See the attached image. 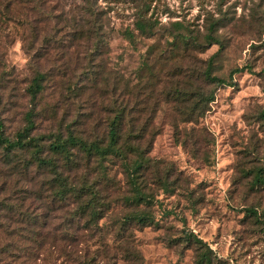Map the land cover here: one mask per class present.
Wrapping results in <instances>:
<instances>
[{
    "label": "rangeland",
    "instance_id": "374dc122",
    "mask_svg": "<svg viewBox=\"0 0 264 264\" xmlns=\"http://www.w3.org/2000/svg\"><path fill=\"white\" fill-rule=\"evenodd\" d=\"M136 21L151 24V34ZM213 22L218 44H204ZM177 33L202 47L173 43ZM217 51L211 74L225 85L200 75ZM37 71L46 79L30 136L42 155L69 131L103 138L124 107V129L143 133L140 147L154 163L141 179L153 200L125 203L127 178L111 160L106 178L92 162L63 170L75 187L99 191L101 217L91 220L76 197L53 195L54 174L24 169L32 148L7 160L0 145V264H195L184 231L210 247L212 264H264V185L251 186V173L264 175V0H0L1 137L12 141L25 127ZM181 89L213 92L201 118L187 122L174 110ZM142 209L151 226H121ZM27 212L38 216L32 227L21 218ZM29 227L41 243L18 234Z\"/></svg>",
    "mask_w": 264,
    "mask_h": 264
},
{
    "label": "trees",
    "instance_id": "16d2710c",
    "mask_svg": "<svg viewBox=\"0 0 264 264\" xmlns=\"http://www.w3.org/2000/svg\"><path fill=\"white\" fill-rule=\"evenodd\" d=\"M93 15V14H91ZM216 22L210 23L208 27V33L204 36V44H218L216 37L213 35L215 31ZM135 27L142 34H151L152 25L145 24L140 21H136ZM95 28V26H93ZM88 33H94L95 30L88 28ZM123 35L130 42L134 41L133 35L128 30L123 32ZM172 42H177L182 44L184 48H200L202 44L197 37L187 36L185 37L181 33H177L172 36ZM218 51L221 49L219 45ZM214 53L207 61L206 68L201 71L200 75L202 78L209 82L214 83L215 85L226 84L222 78L214 76L211 74L212 62L216 54ZM241 69H234L230 72L229 76L233 73L240 72ZM46 79V74L37 71L34 77L31 79V83L28 88V92L31 96V110L26 113L25 120L26 125L22 131H19L15 135V139L12 141L3 138L0 136V145L4 146L6 151L5 155L7 160L11 159V155L16 151L29 152L31 150L32 163L24 166V169L30 167L31 164H34L38 170L50 171L54 176L48 181L47 184L51 183L50 186L53 188L51 191L54 196L58 198H65L67 196L76 197L75 201L79 202V208L81 211H88V216L93 219H98L101 217L99 213L100 210L94 206L100 198L99 191L91 184H83L80 188H77L73 185L72 180L70 182L69 176L63 175V170H66L69 173L75 172L81 166H88L91 162L98 169L99 176L106 178L105 172V162L113 161L116 162L123 170L125 177L127 178V184L129 187V196L124 198L125 203L138 207L140 205L147 206L152 203V196L149 195L146 191L145 181L141 180L143 173L148 170L150 165L154 164L147 157V150H144L140 147V143L144 139L142 132L135 133L134 129L124 128L125 108H120L115 112V115L108 121L107 132L103 138H93L82 137L79 134H74L69 131L67 136L61 137L56 136L53 141L48 145V155H42L44 152V147L38 146L33 137L30 136V131L34 128L35 124L33 117L36 116L34 112L36 104V99L38 95L44 89V81ZM175 107L177 113L186 117L185 121H193L197 118H201L205 112L208 110V104H210L213 99L212 91H203L196 90L190 92L184 89L176 90L173 92ZM260 117L264 119V108L260 112ZM130 124L127 125V127ZM58 161L62 163H58ZM16 168V165H15ZM252 174L251 186L254 188L259 184L264 185V175L260 171H256ZM160 184L164 188H167L168 183L161 178L155 179V185ZM86 196L87 201L84 203L81 199ZM104 205H101V207ZM88 208V209H87ZM249 212L256 215V212L252 209L248 210ZM100 214V215H99ZM22 216L23 221L31 226V222L37 221L38 216H32L25 214ZM9 221L13 218H6ZM4 219V220H6ZM153 218L150 212L142 210H134L128 213L122 221L121 226L129 227L132 224H136L140 227H147L153 224ZM32 227V226H31ZM121 227V229H123ZM126 230V229H125ZM124 231V230H123ZM22 232H25L24 236L30 241H35L38 243L42 242V235L37 231L32 230L29 227V231H18L19 235H22ZM183 240L189 243L195 252V264H212V255L213 252L210 247L199 237L191 232L184 231L182 233ZM9 254H12L9 252Z\"/></svg>",
    "mask_w": 264,
    "mask_h": 264
}]
</instances>
